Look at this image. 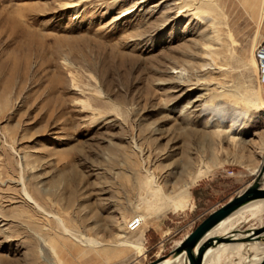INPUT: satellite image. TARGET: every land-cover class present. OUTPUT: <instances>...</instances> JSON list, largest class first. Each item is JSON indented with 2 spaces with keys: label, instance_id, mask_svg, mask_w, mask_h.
Instances as JSON below:
<instances>
[{
  "label": "rangeland",
  "instance_id": "374dc122",
  "mask_svg": "<svg viewBox=\"0 0 264 264\" xmlns=\"http://www.w3.org/2000/svg\"><path fill=\"white\" fill-rule=\"evenodd\" d=\"M178 1L0 0V264H147L251 183L264 0Z\"/></svg>",
  "mask_w": 264,
  "mask_h": 264
},
{
  "label": "bare ground",
  "instance_id": "6f19581e",
  "mask_svg": "<svg viewBox=\"0 0 264 264\" xmlns=\"http://www.w3.org/2000/svg\"><path fill=\"white\" fill-rule=\"evenodd\" d=\"M176 6H177L176 7L177 16H182V15L187 16V15L191 14L194 17H200V18L203 16V14L211 11L212 9H217V3L215 0H208V1L199 0V3H196V4H189V3H187L186 0H179L176 3ZM201 19H204V18L202 17ZM208 52H210V51H208ZM226 52H227V50H226ZM230 52L231 51H229V53ZM206 53H207V51H206ZM248 64H250V63H248ZM253 65L255 66V64H253ZM246 93H248V92H246ZM255 95H256V93H255ZM253 97H254V95H253ZM248 98L250 99V97H248ZM245 99L242 97V101ZM255 100H256V97H255ZM238 104L240 106V103H237V105ZM244 105H245V103H244ZM239 106H238V108H239ZM238 108H236V109H238ZM205 109H207V107ZM211 109L213 110V108H211ZM214 109H217V108H214ZM233 111H236V110H233ZM221 113H225V112H221ZM234 116H235V114H234ZM261 169H263V175L261 178V187L264 189V158L261 162V166L255 171V176L260 172ZM200 176H201V174L199 175V177ZM147 184H149V187L151 186L149 181H147ZM156 189H157V187H156ZM181 194L182 195H179L177 198H175L173 200L168 199L167 201L170 202V205H168V206L167 205L164 206V203H165L164 202L163 205L159 208V211L171 210V211L175 212L177 210H183L187 206V201L185 199L184 194L183 193H181ZM262 214H264V200H257V201L250 202V203L246 204L245 206H243L241 209L234 212L232 215H230L228 218H226L221 224H219L216 228H214L210 232V236L225 235L227 233H230L231 231H234V230L237 231L242 226L245 227V230H247V231L257 229L256 225H255L256 221L259 224H261V226L264 225L263 224L264 221H263L262 217L259 218V216ZM148 215H149V213H148ZM151 215H153V214H151ZM143 235H144V233H142L140 235V237L138 238L136 243H131V246L134 248V250L138 251L141 249ZM217 252L219 253V259L215 260V256H216ZM263 257H264V243H262V242H248V243H242V244H217L216 246L210 248L206 252L204 260H203V264H259ZM224 259H227L226 263L223 261ZM159 264H185V263H184L183 257H180V258H177L173 261L163 260Z\"/></svg>",
  "mask_w": 264,
  "mask_h": 264
},
{
  "label": "water",
  "instance_id": "95a60500",
  "mask_svg": "<svg viewBox=\"0 0 264 264\" xmlns=\"http://www.w3.org/2000/svg\"><path fill=\"white\" fill-rule=\"evenodd\" d=\"M262 175L263 169L241 192L205 217L166 256L147 264H159L163 260L173 261L180 257H183L185 264H203L206 252L217 244L264 243V225L250 231L245 230V227L242 226L237 231L234 230L225 235L210 236V232L234 212L250 202L264 200V189L261 187ZM259 264H264V257Z\"/></svg>",
  "mask_w": 264,
  "mask_h": 264
},
{
  "label": "built area",
  "instance_id": "2783aa9c",
  "mask_svg": "<svg viewBox=\"0 0 264 264\" xmlns=\"http://www.w3.org/2000/svg\"><path fill=\"white\" fill-rule=\"evenodd\" d=\"M253 56L256 63L257 82L259 85H264V38L256 45ZM142 222L139 217L132 218L127 223V230L129 232L137 231L141 227Z\"/></svg>",
  "mask_w": 264,
  "mask_h": 264
},
{
  "label": "crops",
  "instance_id": "0c3cea01",
  "mask_svg": "<svg viewBox=\"0 0 264 264\" xmlns=\"http://www.w3.org/2000/svg\"><path fill=\"white\" fill-rule=\"evenodd\" d=\"M226 203V202H225ZM224 204V203H223ZM223 204H219L218 206H216V207H214V208H211V210L205 215V216H201V218H199L200 219V221L199 220H197V223H195V225H194V227L192 228V230L205 218V217H207L212 211H214V210H216V209H218L219 207H221ZM257 224H258V226L259 225H261V224H259L258 222H257ZM161 227H164V225L163 224H161L160 225V227L158 226V225H156L155 227H151L150 229H148L147 231H146V234L145 235H143V236H145V238H144V244H147V242L148 241H150L151 240V236H153L152 234H156L157 235V233H156V229L155 228H157V230H160L161 229ZM191 230V231H192ZM191 231H189V232H187L186 234H184L177 242H175V244L173 245V248L178 244V243H180ZM157 242H158V240H157ZM217 259H219V253L217 252V254H216V256H215V260H217ZM224 261V260H223ZM222 262V261H221Z\"/></svg>",
  "mask_w": 264,
  "mask_h": 264
}]
</instances>
